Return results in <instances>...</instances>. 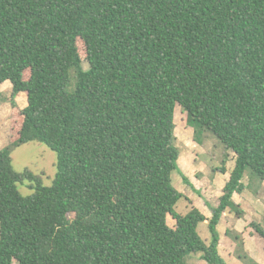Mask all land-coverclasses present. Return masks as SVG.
Segmentation results:
<instances>
[{"label":"trees","instance_id":"16d2710c","mask_svg":"<svg viewBox=\"0 0 264 264\" xmlns=\"http://www.w3.org/2000/svg\"><path fill=\"white\" fill-rule=\"evenodd\" d=\"M5 81L0 264H189L193 254L227 264L222 216L242 215L233 195L248 170L264 181V0H0V95ZM177 105L197 142L211 132L236 154L209 242L207 217L173 185ZM31 141L57 153L52 186L13 167ZM27 182L34 193L23 196Z\"/></svg>","mask_w":264,"mask_h":264},{"label":"rangeland","instance_id":"374dc122","mask_svg":"<svg viewBox=\"0 0 264 264\" xmlns=\"http://www.w3.org/2000/svg\"><path fill=\"white\" fill-rule=\"evenodd\" d=\"M79 45L84 59V68L88 69L89 64L85 58L84 46L82 42H80ZM72 81L73 83L69 86L70 90L74 89V84L76 82L74 71H72ZM24 101L25 98L20 99V105L18 104L20 108L24 105ZM12 116L13 108L11 103V92L5 91L0 95V148L1 145L8 146L11 142ZM187 120V112L180 105H177L175 114V133L176 144L181 151V172L175 171L173 173V185L187 197L196 198L200 207L204 208V202L218 203L219 192L216 190L217 187H214L213 191H211V185L215 184L216 186L218 185V182L222 181L221 177L223 176L220 175L221 177H219L216 172L219 171L218 169L223 165L225 155L228 154L227 160H229L231 154L230 152L225 154L226 147L219 140V138L211 132L205 131L199 138L200 142H197L195 140V130L188 124ZM12 158V164L16 171L23 172L27 169L31 170L34 174L40 177L45 186H52L57 174L58 156L57 153L46 144L39 141H31L21 144L13 150ZM186 158L188 159L190 165L184 164ZM185 176L191 181L192 185L185 182ZM253 177L259 182H255L252 185ZM262 182L264 181L252 174L250 170L247 171L245 183H249L248 191H246V195L242 197L244 200L242 198H239V200L243 202V205L247 208L248 213H251V200L250 198H247V195L252 196L251 192L255 193V190L258 189L260 191V188L259 186L257 187V185ZM18 189L23 196H30L34 193V189L30 187L29 182L19 184ZM260 199L261 206L260 210H258L259 219L250 220V217L247 215V220L242 225V228H246V231L248 232L255 231V233H257L252 226L253 223L264 226V191L262 197L260 194ZM187 206L188 202L181 199L176 206V210L179 213L185 214L187 213ZM230 210L231 209H228L227 211H229V213L225 214V221L230 220V218H228L229 216H240L233 210L230 212ZM168 221L170 225L175 223V219L171 216H169ZM241 223L243 222L241 221ZM229 231L230 233L233 232L232 238L235 239L233 241L238 243V252L242 253L244 246V233L242 235L241 233L245 231V229H243L242 232L238 229H231ZM199 232L204 240H206V238L211 240V233L207 225L202 223L200 225ZM236 234L240 236L239 239L235 238L234 235ZM243 264H250L249 260L247 258L243 259Z\"/></svg>","mask_w":264,"mask_h":264},{"label":"crops","instance_id":"0c3cea01","mask_svg":"<svg viewBox=\"0 0 264 264\" xmlns=\"http://www.w3.org/2000/svg\"><path fill=\"white\" fill-rule=\"evenodd\" d=\"M13 90V85L11 83V81H5L2 86H1V94L5 91H9L12 93ZM24 105L21 106V108H25L28 105V99L27 96L25 95V93L21 92L19 94H17L16 96V101L17 103L20 105V99H24ZM7 145H1L0 150H2L3 148H5ZM230 152V158L229 160L226 162V172L223 173L221 171H217L216 173H218V176L222 178V181L218 182V185L215 186V184L211 185V191H213L214 187H217V192H219L218 195V203H212V202H204L203 207H200V205L198 204V200L193 197H190L193 201V206H196L197 208H199L204 215L207 217L208 220H206V222H204L203 224L208 226L209 220L212 218L213 216V207H217L219 205V200L220 197L223 193V188L226 185V183L228 182V180L231 177V172L233 170V168L235 167V159H236V154L229 150L227 151L225 148V154ZM186 161V162H185ZM184 161L185 165H190L188 159L186 158ZM181 166V163H180ZM221 175V176H220ZM247 178V175H245V177L242 180V183L244 184V189L241 193L236 192L233 195V200L235 201L236 204H238L241 208V210L244 212L242 213V215L237 216V217H232L229 216L228 218H230L229 221H225V214L229 213V211H226L223 216L222 219L219 223L218 226V230L220 232V244H219V251L220 254L222 255V257L225 259V261L227 262V264H243V259L241 258L242 254L244 256L247 257V259L249 261L253 260L258 264H264V239L258 234L255 233V231H251L248 232L246 231V228H242V225L246 222L247 220V215L250 217V220H254V219H259L258 218V210H260V194L261 197L263 196V191H264V182L262 183H258L257 187L259 186L258 190H255V193L251 192L252 196L247 195V198H250L251 200V213H248L247 208L243 205V202L241 200H239V198L244 197V195H246V191H248V185L249 183H245V179ZM255 182H259L257 181V179H255L253 177L252 180V185ZM214 183V182H213ZM251 185V186H252ZM262 189V190H261ZM256 195V197H255ZM244 200V198H242ZM232 210H230L231 212ZM227 218V219H228ZM243 223H241V221ZM176 225V221L175 223H173V225H171L172 227H175ZM246 227V226H245ZM200 228V227H199ZM231 229H238L240 232H242L243 229H245V231H243L241 233V235L244 233V246H243V252L240 253L238 252L237 249V242H234L233 240H235L234 238H232L233 236V232L230 233L229 230ZM236 239H238L237 237H239L237 234L234 235ZM208 237V235H207ZM206 242H209L210 240H208V238H206L205 240ZM189 264H208L205 260H203L201 258L200 254H193L190 255L187 259Z\"/></svg>","mask_w":264,"mask_h":264}]
</instances>
